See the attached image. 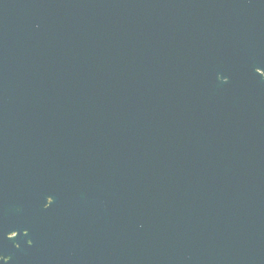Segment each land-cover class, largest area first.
Here are the masks:
<instances>
[{
  "label": "water",
  "instance_id": "obj_1",
  "mask_svg": "<svg viewBox=\"0 0 264 264\" xmlns=\"http://www.w3.org/2000/svg\"><path fill=\"white\" fill-rule=\"evenodd\" d=\"M0 264H264V0H0Z\"/></svg>",
  "mask_w": 264,
  "mask_h": 264
}]
</instances>
